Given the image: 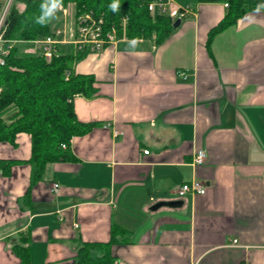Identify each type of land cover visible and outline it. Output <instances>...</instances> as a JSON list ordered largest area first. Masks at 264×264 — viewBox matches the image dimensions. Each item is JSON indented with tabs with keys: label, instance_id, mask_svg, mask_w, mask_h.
<instances>
[{
	"label": "crops",
	"instance_id": "obj_1",
	"mask_svg": "<svg viewBox=\"0 0 264 264\" xmlns=\"http://www.w3.org/2000/svg\"><path fill=\"white\" fill-rule=\"evenodd\" d=\"M180 1L193 11L162 42L121 37L75 61L96 92L75 96L74 111L96 126L72 139L73 159L36 181L31 134L0 143L11 163L0 165V264H75L114 227L125 230L115 264H264V6L209 42L226 3ZM199 150L207 160L195 166ZM193 180L206 193L179 198Z\"/></svg>",
	"mask_w": 264,
	"mask_h": 264
},
{
	"label": "trees",
	"instance_id": "obj_2",
	"mask_svg": "<svg viewBox=\"0 0 264 264\" xmlns=\"http://www.w3.org/2000/svg\"><path fill=\"white\" fill-rule=\"evenodd\" d=\"M150 0H62L63 6L73 5L77 12H93L103 16L107 27L117 26L119 36L122 19L127 18L126 37L152 39L157 43L167 38L174 29L169 17H153L148 10ZM197 3H226L227 15L211 29L209 42L219 32L235 24L248 11L264 4V0H195ZM45 0H14L4 27V46L12 44L0 64V143H14L19 133L32 136V159L36 164L35 180H39L47 163L73 159L70 144L74 137L90 132L95 123H82L73 107L75 96L92 97L96 90L94 78L76 74L75 61L85 54H55L50 61L42 55L24 52L20 43L42 39L52 33L51 21L36 23ZM69 75V77H68ZM68 77V79H67ZM62 144L68 148L63 149ZM4 173L10 162H0ZM125 233L120 227L112 229L108 243L86 242L78 249L75 264H115L111 246L120 242ZM25 262L28 251L15 249ZM98 254H95L97 253Z\"/></svg>",
	"mask_w": 264,
	"mask_h": 264
},
{
	"label": "built area",
	"instance_id": "obj_3",
	"mask_svg": "<svg viewBox=\"0 0 264 264\" xmlns=\"http://www.w3.org/2000/svg\"><path fill=\"white\" fill-rule=\"evenodd\" d=\"M13 1L14 0H9L0 19V64H4L3 57L9 53V50L12 47V44L8 47L4 46L5 40L3 39V33L6 18ZM70 6L74 7L73 5L63 6L59 11H57L56 15L58 13H62L63 16H66L68 13L67 9ZM261 6H264V4L258 7ZM226 7H228V4H226ZM148 10L153 17L158 15L167 16L173 22H176L177 20L182 21L185 19L188 14L193 11V6H179L176 3V0H152L148 3ZM127 23V18L122 19L120 25L123 32L122 37H126ZM63 35H67V38L63 39V41L73 46L75 54L83 53L85 55L100 53L107 45H112L121 38L119 36V28L117 26L107 27L103 16H96L93 12H77L76 10L74 26L70 32L64 31L60 27H54L49 36L31 41L35 47V53L42 55L47 61H50L55 54H59L57 46L60 41L58 40V37ZM62 148L66 149L68 146L66 144H62ZM144 153L148 154L149 151L145 150ZM206 160V151L199 150L195 153L192 163L195 166H200L203 165ZM206 190L207 185L204 181L193 180L181 185L177 189L176 193L179 198H184L188 194L204 195ZM54 191H59L58 184L54 185ZM233 243L236 244L237 240H234Z\"/></svg>",
	"mask_w": 264,
	"mask_h": 264
},
{
	"label": "rangeland",
	"instance_id": "obj_4",
	"mask_svg": "<svg viewBox=\"0 0 264 264\" xmlns=\"http://www.w3.org/2000/svg\"><path fill=\"white\" fill-rule=\"evenodd\" d=\"M8 2V0H6ZM4 0V5L6 3ZM152 1V0H150ZM154 1V0H153ZM179 2H181L179 0ZM7 4V3H6ZM67 15L63 16L62 13H58L56 15V18L53 19L51 22L55 24V26L62 28L64 31H69L73 28L74 22H75V16H76V9L74 7H68L67 9ZM67 35H63L58 37V40L61 43V40L66 39ZM73 46L69 43L67 44H59L58 46V52L61 54H71L73 52Z\"/></svg>",
	"mask_w": 264,
	"mask_h": 264
},
{
	"label": "clouds",
	"instance_id": "obj_5",
	"mask_svg": "<svg viewBox=\"0 0 264 264\" xmlns=\"http://www.w3.org/2000/svg\"><path fill=\"white\" fill-rule=\"evenodd\" d=\"M63 7L62 0H45L41 5V15L37 18L36 23L44 25L56 18V13ZM132 46L137 44V40L131 41Z\"/></svg>",
	"mask_w": 264,
	"mask_h": 264
},
{
	"label": "water",
	"instance_id": "obj_6",
	"mask_svg": "<svg viewBox=\"0 0 264 264\" xmlns=\"http://www.w3.org/2000/svg\"><path fill=\"white\" fill-rule=\"evenodd\" d=\"M181 21L180 20H177L175 23H174V28H177L179 25H180ZM163 206H169V207H177L179 206V202H160L158 203L154 209H158L160 207H163Z\"/></svg>",
	"mask_w": 264,
	"mask_h": 264
}]
</instances>
